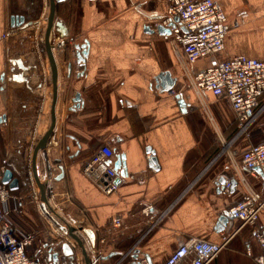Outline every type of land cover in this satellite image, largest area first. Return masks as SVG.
<instances>
[{
  "label": "crops",
  "instance_id": "obj_1",
  "mask_svg": "<svg viewBox=\"0 0 264 264\" xmlns=\"http://www.w3.org/2000/svg\"><path fill=\"white\" fill-rule=\"evenodd\" d=\"M215 1L230 24L222 58L264 61V0ZM45 7V0H36L32 11L26 9V0H0V166L5 163L20 177L19 193L31 184L35 194L34 207L29 194L25 196L23 215L13 219L15 227L36 232L43 246L55 251L63 242L40 213L30 178L32 145L48 91L38 42ZM166 9V0H68L58 5L59 18L68 26V45L55 52L64 73L58 125L48 152L52 161L61 160L65 176L51 183V196L64 194L66 216L94 232L96 243L117 233L99 264H133L137 251L139 260L163 264L189 240L220 245L225 237L231 238L229 244L211 264H255L261 248L254 232L264 215L255 226H244L229 219L227 211L245 192L236 171L242 153L264 144V113L249 138L235 140L238 124L230 103L206 91L199 96L168 37L150 32ZM12 16L34 24L13 28ZM86 41L88 57L81 65L74 47ZM213 63L202 59L188 70L195 74ZM167 72L176 80L171 92H163L157 81ZM78 93L83 106L72 111ZM177 96L185 100L186 113ZM102 145L113 151L114 169L121 157L126 165L127 174L118 176V189L111 195L83 173L84 162ZM152 157L158 168L151 167ZM40 171L44 178L42 159ZM242 175L261 190L259 171ZM222 178L237 183L230 196L221 191ZM116 218L122 219L124 229L114 227ZM60 264H65L62 256Z\"/></svg>",
  "mask_w": 264,
  "mask_h": 264
},
{
  "label": "built area",
  "instance_id": "obj_2",
  "mask_svg": "<svg viewBox=\"0 0 264 264\" xmlns=\"http://www.w3.org/2000/svg\"><path fill=\"white\" fill-rule=\"evenodd\" d=\"M167 9L161 23L169 29V43L180 64L190 75V87L199 95L206 91L216 99L227 100L235 114L238 133L235 140L249 138L253 126L264 113V61L235 56L224 59L225 41L230 31L229 19L215 0H166ZM183 53V56H182ZM206 58L214 63L205 70L191 73L188 66ZM113 151L102 145L83 165V173L91 178L104 194L116 192L118 172L112 165ZM237 175L245 192L242 199L227 211V217L244 226H255L264 215V144L252 145L241 155L236 165ZM6 164L0 166V264H53L51 248L44 247L41 237L34 231L15 227L14 216L23 215V197L5 184ZM262 175L261 190L253 189L243 177L244 172ZM233 184L227 181L221 187L230 196ZM147 212V211H146ZM116 229H124L123 221H113ZM117 233H110L97 240L93 248L94 264H99L104 247L116 241ZM255 239L261 254L255 264H264V223L255 230ZM225 237L217 245L202 239H192L172 252L163 264H211L229 244ZM99 241V242H98ZM40 245L35 247V243ZM148 264L147 260H141Z\"/></svg>",
  "mask_w": 264,
  "mask_h": 264
},
{
  "label": "water",
  "instance_id": "obj_3",
  "mask_svg": "<svg viewBox=\"0 0 264 264\" xmlns=\"http://www.w3.org/2000/svg\"><path fill=\"white\" fill-rule=\"evenodd\" d=\"M36 0H26V9L33 10L32 6ZM68 0H45L46 7L44 15L39 23L38 42L39 49L47 70V99L43 110V119L40 121L39 129L36 138L32 145L30 155V178L36 189L38 209L42 216L49 224L59 233L65 240L62 244H58L56 250L51 249V259L53 263L60 264L61 256L65 264H94L92 249L96 246V235L89 229L83 227H75L66 218H64L56 210L54 201L51 196L50 186L52 182H61L64 179V170L61 166V160L52 161L48 147L54 136L58 125L57 107L60 95V74L64 73V63L56 57L57 51L65 50L68 42V26L64 20L59 18L58 5L65 3ZM12 24L14 27H29L34 24L32 21H27L24 16H12ZM151 33H158L161 36H170L168 28L160 25L155 29H149ZM89 43L86 41L83 44L75 45V54L77 63L86 64L88 57ZM84 74L81 73L80 76ZM79 76V77H80ZM157 81H161L162 91L171 92L176 84V80L172 78L170 73H163ZM178 105L182 113L187 112L185 100L181 96H177ZM74 107L71 109H81L83 99L80 93L76 94L73 99ZM150 153V149L148 150ZM43 160L44 178L40 171V160ZM56 165V166H54ZM150 165L153 168H158L156 158L150 159ZM115 170L119 177L126 176V165L124 158L121 157L116 165ZM259 171V170H257ZM260 172V171H259ZM4 183L9 185L11 191H18L20 188L19 180L14 177V172L8 169L4 174ZM120 181L116 179V184ZM226 179L222 178L219 181L220 185L226 183ZM233 188L236 186V181H233ZM118 185V184H117ZM61 192H56L54 198L57 202L64 201L65 197ZM226 217L221 218V222L226 224ZM220 228L221 224L218 225ZM59 249V250H58ZM76 252H79L76 254ZM139 252L135 253L133 264H142L139 260ZM78 261V263H77ZM148 264H151L147 259Z\"/></svg>",
  "mask_w": 264,
  "mask_h": 264
},
{
  "label": "rangeland",
  "instance_id": "obj_4",
  "mask_svg": "<svg viewBox=\"0 0 264 264\" xmlns=\"http://www.w3.org/2000/svg\"><path fill=\"white\" fill-rule=\"evenodd\" d=\"M25 181H28V177H25ZM29 189L25 192V193H19V195L20 196H22L23 197V199H22V201H25V196L26 195H28L29 194V199L30 200H32L30 203H31V207H34V205L36 206V199H35V194H33L34 193V190H33V187L31 186V184H29ZM53 199V201H54V205H55V207H56V210L60 213V215H62L64 218H66L71 224H73L75 227H83V225H81V223L80 224H78L76 221V223L73 221V220H71L69 217H67L66 216V212L67 211H65V206L63 205L64 204V201L62 202V201H60V200H58L59 202H57L56 200H55V198L53 197L52 198ZM23 203V202H22ZM86 221V220H85ZM53 228V227H52ZM84 228V227H83ZM54 229V228H53ZM53 231H55V235L57 236V235H59V233L54 229ZM57 241H61V242H64L65 240L63 239V238H60V236H57V239H56ZM79 253V252H78Z\"/></svg>",
  "mask_w": 264,
  "mask_h": 264
},
{
  "label": "flooded vegetation",
  "instance_id": "obj_5",
  "mask_svg": "<svg viewBox=\"0 0 264 264\" xmlns=\"http://www.w3.org/2000/svg\"><path fill=\"white\" fill-rule=\"evenodd\" d=\"M14 177L17 178L19 180V185L21 184V179L19 176L16 177L15 173H14Z\"/></svg>",
  "mask_w": 264,
  "mask_h": 264
},
{
  "label": "trees",
  "instance_id": "obj_6",
  "mask_svg": "<svg viewBox=\"0 0 264 264\" xmlns=\"http://www.w3.org/2000/svg\"><path fill=\"white\" fill-rule=\"evenodd\" d=\"M14 193H17V194H19V191L17 192V191H14Z\"/></svg>",
  "mask_w": 264,
  "mask_h": 264
}]
</instances>
